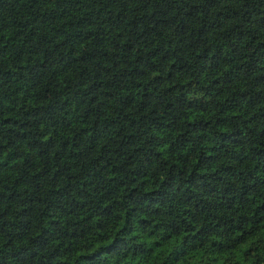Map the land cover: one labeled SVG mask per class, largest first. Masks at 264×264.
Listing matches in <instances>:
<instances>
[{"label": "trees", "instance_id": "1", "mask_svg": "<svg viewBox=\"0 0 264 264\" xmlns=\"http://www.w3.org/2000/svg\"><path fill=\"white\" fill-rule=\"evenodd\" d=\"M0 264H264V0H0Z\"/></svg>", "mask_w": 264, "mask_h": 264}]
</instances>
